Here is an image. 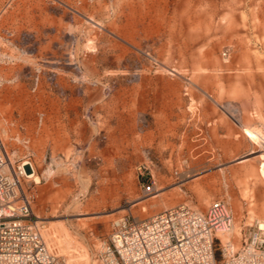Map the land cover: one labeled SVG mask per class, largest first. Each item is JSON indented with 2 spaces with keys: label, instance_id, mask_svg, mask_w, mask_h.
I'll use <instances>...</instances> for the list:
<instances>
[{
  "label": "rangeland",
  "instance_id": "1",
  "mask_svg": "<svg viewBox=\"0 0 264 264\" xmlns=\"http://www.w3.org/2000/svg\"><path fill=\"white\" fill-rule=\"evenodd\" d=\"M0 139L56 264L215 198L238 247L264 223V0H0Z\"/></svg>",
  "mask_w": 264,
  "mask_h": 264
},
{
  "label": "built area",
  "instance_id": "2",
  "mask_svg": "<svg viewBox=\"0 0 264 264\" xmlns=\"http://www.w3.org/2000/svg\"><path fill=\"white\" fill-rule=\"evenodd\" d=\"M7 159L0 139V264H56L39 230L41 220L21 189L22 172ZM141 187L150 193L152 178ZM231 226L220 198L202 211L177 203L142 218L119 214L110 220L93 264H264V227L248 226L235 248L229 237L222 241L218 235Z\"/></svg>",
  "mask_w": 264,
  "mask_h": 264
},
{
  "label": "bare ground",
  "instance_id": "3",
  "mask_svg": "<svg viewBox=\"0 0 264 264\" xmlns=\"http://www.w3.org/2000/svg\"><path fill=\"white\" fill-rule=\"evenodd\" d=\"M8 159H9V158H8ZM8 162H10V160H8ZM26 163H27V162H25L24 164H26ZM19 168H20L21 172L24 173V170H23L22 166H20ZM31 175L33 176V174H30V175H27V174H26V176H31ZM258 226L264 227V223H261L260 225L258 224ZM230 229H233V227L231 226ZM230 229H229L228 231L224 232V233H219V234H218V235L220 236V238H221L222 241L225 240V239H227V238L229 237Z\"/></svg>",
  "mask_w": 264,
  "mask_h": 264
}]
</instances>
